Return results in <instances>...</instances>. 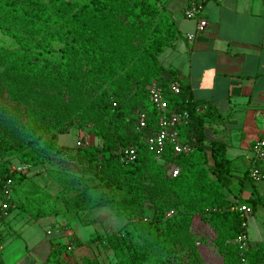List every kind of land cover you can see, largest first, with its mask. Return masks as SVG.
Masks as SVG:
<instances>
[{
  "label": "trees",
  "instance_id": "obj_1",
  "mask_svg": "<svg viewBox=\"0 0 264 264\" xmlns=\"http://www.w3.org/2000/svg\"><path fill=\"white\" fill-rule=\"evenodd\" d=\"M0 31L17 44L15 49H0V95L25 105L19 125L33 142L26 146L5 142L3 147L15 152L19 164L30 167L44 162L49 152L67 153L70 148L59 144L57 134L49 135L43 129L48 118L60 121L61 112L71 124L101 136L100 145H77L76 150L82 161L102 164L103 171L95 175L100 183L91 178L93 188L77 190L65 199V206L68 212L109 206L116 215L125 217L123 233L109 238L118 258L129 259L131 264L144 263L154 252H150L151 246L135 241L136 236L154 234V244L166 249L167 243L184 236L196 214L216 231L215 243L224 254L225 264H249L264 258V242L254 247L248 242V247H243L236 241L247 234V228L242 227L244 218L232 208L235 199L255 210L263 198L242 199L231 188L234 179L242 184L251 168L243 176L234 174L226 143L207 142L206 122L217 120L219 114L211 105L194 100L180 71L165 67L159 60L158 55L182 37L176 20L164 13L160 1L0 0ZM151 82L162 89L171 112L189 113L188 122L178 130L181 139L192 147L190 153L175 154L168 148L158 158L148 149L145 140L157 129L147 88ZM173 82L180 86L179 93L172 90ZM87 84L94 93L91 104L85 106ZM70 107L75 111L66 114ZM141 111L148 114L144 128H139ZM87 122H91L89 130ZM127 147L137 148L133 162L122 160V150ZM11 159L2 162L5 167L0 169V188L11 177L14 185L17 182L25 191L24 210L35 217L57 212L51 193L24 172H12ZM169 159L181 169L177 176L164 174ZM252 165L264 171L262 162L253 160ZM117 176L131 181L139 177L158 179L174 202L153 218L141 216L140 194L130 188L122 196L116 194L123 187ZM226 192L235 198L230 201ZM171 210L174 213L167 216ZM72 242L83 243L77 238ZM122 243L130 252H124Z\"/></svg>",
  "mask_w": 264,
  "mask_h": 264
},
{
  "label": "crops",
  "instance_id": "obj_2",
  "mask_svg": "<svg viewBox=\"0 0 264 264\" xmlns=\"http://www.w3.org/2000/svg\"><path fill=\"white\" fill-rule=\"evenodd\" d=\"M158 1L182 33L174 47L158 55L159 60L180 71L194 100L215 108L219 118L206 122L207 142L224 141L234 174L243 176L253 166L252 145L264 131V0H208L204 7L208 26L193 40L187 36L197 31L198 19L184 16L190 0ZM82 138L96 144L92 137ZM34 181L42 185L38 178ZM261 182L264 175L260 180L248 176L242 184L234 179V193L238 188L235 194L242 199L261 196ZM25 197L24 190L13 188L9 214L0 217V264H74L66 252L72 238L86 242L94 234L106 236L119 217L109 206L68 212L58 204L57 212L35 217L22 208ZM254 224L256 229L260 226L256 237L248 230V217L247 239L253 247L264 242V225L253 220ZM87 225L96 226V233Z\"/></svg>",
  "mask_w": 264,
  "mask_h": 264
},
{
  "label": "rangeland",
  "instance_id": "obj_3",
  "mask_svg": "<svg viewBox=\"0 0 264 264\" xmlns=\"http://www.w3.org/2000/svg\"><path fill=\"white\" fill-rule=\"evenodd\" d=\"M160 5L164 7V13L169 16L166 6L163 3H160ZM58 47V44L55 45L56 50ZM1 48L15 49L17 48V44L12 38L2 34L0 31V49ZM151 83L147 84V88H149ZM87 85L86 89L88 88L89 91L87 92L88 97L85 106L91 104L92 97L90 98V96L94 93L89 84ZM24 106L25 105H19L10 101L6 94L3 96L0 95V169L5 167L2 162L8 158H12L11 162L18 163V160L13 156L15 152H7L3 147V143H16V145L24 144V146L33 144L30 140V134L19 125V120L23 114L22 112L25 110ZM71 110L75 111L70 107L66 109V114H68L69 111L71 112ZM60 115V121L48 118L43 129L44 131L48 130L49 135L52 132L56 133L59 144H66L70 150L62 154H57L55 152L47 153L44 162L29 167L24 173L27 174L28 178L31 180L38 178L45 188L52 191V198L62 207L65 205V199L67 197H72L77 190L93 188L95 182H93L91 178L96 179V183H100V179L95 175L96 173H101L104 168H102V164L97 166L94 163L82 161L76 151L77 142L80 138L84 136L92 137L96 140V144L100 145L103 140L102 137L94 134L91 135V133L80 129L76 123L71 124L70 119L63 115L62 112ZM78 120H80V118ZM78 120H76V122ZM90 124L91 122H87L86 130L90 129ZM34 144L36 143L34 142ZM18 148H23V146H19ZM173 166L179 168L181 171L180 167L169 159L165 162L164 174L170 175V168ZM114 171L117 172V170ZM109 172L111 176L115 175L114 172ZM117 180L119 183L123 184V187L121 189L118 188L119 190L116 191V194L122 196L128 188L132 189L136 194H140V214L146 218H153L155 214H161V212L165 211V209L174 202L172 195L165 191V188L159 183L158 179L152 177H139L131 181L130 178L117 176ZM249 183L250 181H247V185ZM263 184L264 182H261L258 185ZM13 188H21V186L16 182ZM231 188L234 189L232 183ZM235 193H238V188H236ZM226 196L230 201L235 198V196L229 192H226ZM261 196H263V202L258 203L254 214L248 216V230L254 236L259 233L260 226L256 229L255 224L252 226V221H258V223L264 225V192ZM116 219L117 223L113 224L114 226L111 227L110 233L106 236L94 234L95 236L93 238L82 244L73 243L71 245V250L67 249L66 251L69 259L74 261V264H131L129 259H120L116 256L114 247L109 240L110 236L114 234H122L127 224V220L123 216L116 217ZM87 228V230L95 232L96 226L87 225ZM187 229L188 230L181 239L167 243L166 249L165 247L162 248L157 246L156 243L154 244V240L156 239L154 234L144 232L136 236L134 238L135 241L151 246L150 252H154L151 257L142 264H225L224 254L221 253L215 243L217 233L210 225L209 221L201 214H196L193 216ZM50 230H53V228ZM55 230L56 228H54V231ZM169 240L168 238L167 242ZM121 246L124 248V252H130L125 247L124 243H122ZM257 260L258 261H253L249 264H264V258H259Z\"/></svg>",
  "mask_w": 264,
  "mask_h": 264
},
{
  "label": "built area",
  "instance_id": "obj_4",
  "mask_svg": "<svg viewBox=\"0 0 264 264\" xmlns=\"http://www.w3.org/2000/svg\"><path fill=\"white\" fill-rule=\"evenodd\" d=\"M208 0H190L187 5L184 16L189 19L197 18V31L195 33L188 34L187 38L193 40L198 33H202L206 30L208 26V19L204 16V7ZM223 1V0H217ZM171 88L175 93L180 92V86L173 82ZM149 100L156 112L157 119V129L155 132L146 138L145 143L150 151L156 154L158 158L170 148L175 154L180 153H190L192 147L184 142L179 134L178 128L188 122L189 113L187 111L183 112H171L169 102L165 98L162 89L153 82L149 86ZM148 124V114L146 111H141L139 113V128H144ZM78 146H88V140L81 138L77 142ZM252 153L255 161L264 162V131L262 135L255 140L252 145ZM122 160L126 162H133L137 159L138 151L136 147H127L122 150ZM30 166L26 164L12 165V172H25ZM179 174V168L171 167L170 175L177 176ZM264 171H262L257 166H252L250 169V177L254 180H260L263 178ZM13 187L14 180L11 177H7L2 188L0 196V217L7 216L9 214L10 208L12 207V197H13ZM233 210H237L241 217L244 218L242 221V227L247 228V217L253 210L252 208L235 199ZM174 213L173 210L168 212L167 216ZM236 241L240 243L243 247H248L247 234H242L236 238ZM71 249V245L68 246Z\"/></svg>",
  "mask_w": 264,
  "mask_h": 264
}]
</instances>
